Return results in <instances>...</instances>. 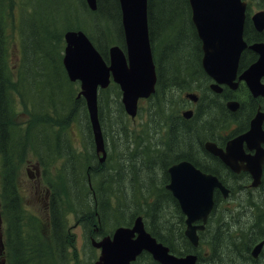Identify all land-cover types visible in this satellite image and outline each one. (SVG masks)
<instances>
[{
  "label": "trees",
  "instance_id": "obj_1",
  "mask_svg": "<svg viewBox=\"0 0 264 264\" xmlns=\"http://www.w3.org/2000/svg\"><path fill=\"white\" fill-rule=\"evenodd\" d=\"M27 1L33 3L35 14L27 15L21 20V23L28 24V33H25L23 29L21 30L22 59L20 69L17 71L15 80L10 81L6 67L5 22L12 6L19 1L0 0V155L2 156L3 174L0 199L3 202L2 214L7 219L6 248L11 259L9 264H68L70 258L65 238L64 205H68L78 217H83L85 212H93L92 215L85 216L89 219L84 226L85 232L93 237L106 235L115 227L129 225L137 214L133 206L130 207L132 208L130 211L127 210V213L124 211L127 208L120 207L118 202L114 203L118 200V194L120 193L118 186L129 182L126 185L131 187L129 193V195L132 193L129 199V202H131L139 193L143 195L142 190L134 186V177L140 178L142 175L150 177L153 167L149 165L150 154L144 160L141 159L138 163L135 162L134 165L137 168L132 165V159H136L138 156L135 153L136 143H134L131 133L127 132L126 126H123L125 113L119 101V93L118 98L112 100H106L102 93L99 94L98 116L106 146L113 142L118 134L124 141V150L129 151L131 154L125 156L123 151L119 152L117 160L111 167H108V163L112 159L109 158V154H107L104 163H98L85 102L83 98H77V84L69 82L63 70L62 55L61 50H59L62 46V34L59 33L60 31H56L52 23L54 18L56 20L62 18L68 22L64 28L74 29L71 27H73V24H77L80 27L77 29L83 30L100 55L107 59V47L104 45L110 38L109 32L117 40L116 44H122L118 1L96 0L97 9L95 12L88 10L84 0H75L74 7L68 5V0ZM77 9H79V12L76 16L74 12ZM147 18L158 77L155 93L152 97H156L161 93L162 97H166L164 100L169 102L168 96L175 89H188L190 81L205 80L200 69V44L190 22L187 0H147ZM262 36L255 33L251 21L250 23L246 22L244 39L247 43L262 40ZM160 41L162 42L158 44ZM157 44L160 48L159 52L155 49ZM245 53L241 57L240 68L248 64L253 58L251 53ZM72 85L75 90L68 89ZM11 91L20 96L24 106L31 108V119L25 124V127H21L14 121ZM261 107L264 109V105ZM202 110L209 116H212L213 111L220 112L218 107L211 108V106H206ZM82 111L84 112L85 139L82 147L78 148L70 140L67 130L70 122L76 121L74 116ZM251 111L252 106L248 105L245 109L246 118ZM109 114L114 116L120 129L110 127ZM245 117L243 120H245ZM194 120L195 118L171 120L169 126H166L168 139L169 135L170 137L173 136V141L171 139L170 144H173L172 149L174 151L182 145L190 144L192 137H195L194 134L198 136V133L204 132H201L200 125L195 123ZM222 123L223 121L219 120L211 128L219 127ZM205 124L207 125V123ZM171 125L172 127H170ZM173 130L179 131V135L181 134L179 141H174L175 133H173ZM207 137H209V133ZM26 148H31L43 167L59 164L57 175L62 184L63 197L61 191L52 194L50 204L51 249L55 256L53 262L47 261L40 239L33 235V229L30 226L31 221L25 218L18 194L16 176L12 172L11 158H15ZM199 149L203 152L200 145ZM153 152L158 154L160 151L155 149ZM205 157L213 161L206 154ZM145 159L146 164L144 163ZM185 159L191 161L202 171L212 173L222 181L228 182L220 172L207 166L203 160L197 161L191 157ZM177 161L180 160L174 158L172 163ZM82 166L85 174H82V169H80ZM142 169L147 171H141ZM166 169L167 166L164 167L165 176L161 191L172 202L179 217V222L175 226L176 237L168 236L171 225L168 224L166 218L165 220L162 218L166 210L160 207L161 202L158 201V195L151 194V192L146 194V197H152L149 204H147L146 210L148 213L144 215L148 219V222L145 219L146 229L158 242L167 246L170 252L177 256L197 252L198 249H193L184 238L183 216L179 212L176 202L163 188V184L167 182ZM228 175L230 176V174ZM131 179L132 181H130ZM112 186H115V188L111 190ZM81 222L84 224L83 220ZM155 225L159 227H155ZM107 226H111V228L107 229ZM209 227H211L210 223L207 229ZM214 238L215 245L221 237L218 233ZM175 242L178 246H175ZM201 243H204L203 239ZM140 262L141 264H157L146 253L142 254L135 264H140Z\"/></svg>",
  "mask_w": 264,
  "mask_h": 264
},
{
  "label": "water",
  "instance_id": "obj_2",
  "mask_svg": "<svg viewBox=\"0 0 264 264\" xmlns=\"http://www.w3.org/2000/svg\"><path fill=\"white\" fill-rule=\"evenodd\" d=\"M91 11L96 10V0H85ZM121 22L124 29L127 59L117 47L109 49L110 66H106L86 35L69 31L64 34L63 66L71 82L78 81L81 96L84 97L88 118L93 135L96 153H101L99 162L106 157L102 132L97 115V89L106 88L110 75L120 85L121 103L124 111L134 117L139 98H147L154 92L156 82L152 55L147 39V0H118ZM191 10V22L197 37L201 41V65L204 72L214 80V92L220 93V84L236 89L238 81H244L253 97H264V42L246 46L243 40L244 11L246 4L240 0H188ZM251 21L256 32L264 31V12H256ZM258 56L257 60L245 69L239 77V60L244 49ZM231 111L238 108L236 102L227 103ZM188 117V112L182 114ZM264 113L257 112L250 121L249 130L227 144L226 152L217 149L214 144L206 143L205 149L220 158L233 172L249 171L254 180L259 179L264 152L259 144L264 141L262 124ZM255 149L256 154L250 160L242 157V144ZM246 161V166L238 164ZM169 182L165 189L176 200L181 213L185 216L184 237L192 247L198 246L197 231L204 230L209 213L213 209V192L220 189L226 197L225 189L212 174L202 173L189 161L183 160L167 170ZM257 185V182L254 183ZM201 224L195 225V222ZM100 250L94 264H130L143 252L151 255L158 264H196L194 254L175 256L169 249L157 242L142 224L141 217L134 219L132 227H119L113 236L105 237L95 244ZM260 246L254 249L258 254Z\"/></svg>",
  "mask_w": 264,
  "mask_h": 264
},
{
  "label": "rangeland",
  "instance_id": "obj_3",
  "mask_svg": "<svg viewBox=\"0 0 264 264\" xmlns=\"http://www.w3.org/2000/svg\"><path fill=\"white\" fill-rule=\"evenodd\" d=\"M36 2V0H34ZM248 5V12L253 13L257 10H264V0H245ZM69 6H75V0L67 1ZM22 12L25 15H33L34 10L33 6L29 1L20 0L19 4H15L12 6L10 14L6 17L5 22V36H6V59H7V75L9 79L13 80L16 75V71L20 69V60L22 59V49H21V30L23 29L25 33H28V24L22 25L20 23V17H22ZM53 25L56 28V31H60L61 33L64 30V27L67 25V21H64L62 18L55 19L52 21ZM71 28H80L78 25L73 26ZM70 29V28H68ZM66 29L64 32H66ZM64 44V43H63ZM111 44L108 45L110 47ZM62 49V46L59 50ZM193 87V84L190 88ZM189 88V89H190ZM69 90H75V87L72 85L68 87ZM177 91V92H176ZM182 92L179 91V88L175 89L169 96L168 101H165L161 94L156 97H151L147 100H142L138 103L139 109L136 117L131 119L127 117L123 118V126H126L127 132H130L133 138L135 146V153L138 155L137 157H146L148 154L152 152V143L155 145L163 144L168 142V137L166 132L168 131L166 126L169 125L171 120H178L177 116L180 115L184 110L182 109L183 99ZM116 89L112 86H109L105 89L104 96L106 99L112 100L116 98ZM177 98V99H176ZM177 103V104H176ZM11 105L12 109L15 112V122L23 126L25 123L30 121V113L27 109H25L19 100V97L16 93L12 92L11 94ZM83 116V117H82ZM76 121L70 122L68 125V136L72 143L76 145V147L81 148L84 142V112H78L75 116ZM196 117L194 121L199 124L201 127V132L205 131L212 126H214L219 121V116H207V117ZM209 119V120H208ZM109 125L115 129H120L118 125H116V121L114 116L109 114L108 116ZM211 120V121H210ZM198 121V122H197ZM204 121V122H203ZM205 123H208L207 125ZM205 125V126H204ZM159 134V135H158ZM201 139H205L206 134H199ZM118 136L107 145V153L109 154V158H112L108 167L114 165V162L117 160V155L119 152L123 151L125 156L131 154L129 151H124L123 148V139ZM121 140V141H120ZM151 140V141H150ZM158 140V141H157ZM197 140V139H196ZM143 142V143H142ZM156 142V143H155ZM158 142V143H157ZM158 144V145H159ZM155 147V146H154ZM180 149V148H179ZM205 155V154H204ZM197 161H200L201 158H194ZM38 160L35 155L27 149L26 152L19 157L11 158L12 164V172H14L16 176V180L18 181L17 188L20 196L21 207L24 210L25 218L31 221L30 226L33 229V235L40 239L42 243V249L46 254L47 261L53 262L55 260V256L52 253L51 249V235H52V223L51 216L47 211V208H43V195L44 191L48 190L53 194L59 193L61 191V196L63 197V188L60 182V179L57 175V167L58 163L51 165L46 168H39ZM144 160V159H142ZM140 160L132 159V165L135 162H139ZM146 159L144 163L146 164ZM2 159L0 157V178L2 174L1 170ZM134 167L137 168L136 165ZM36 168L38 169V174ZM82 174H85V170L82 166ZM107 170V168H106ZM141 171L146 172L147 170L142 169ZM161 170L157 167L151 171L150 177H148L147 185H137L135 183V187L141 188L143 195L139 193L131 202L129 191L131 187L126 184L119 185L118 189L120 193L118 194V200L114 203L118 202L119 206L124 209L125 212L127 210H131V206L134 207V211L139 213L138 216H142L143 219H148L144 216L148 211L146 210L147 204L151 201L150 198L146 197V192H144V188L147 186L149 188V192L151 194H157L159 200L161 202L160 207L166 210V213H163V219L165 218L168 221V224L171 225V229L168 232L173 238L176 237L175 226L179 222V217L176 212L175 207L172 202L168 199V197L162 193L161 184L164 180V174L160 172ZM143 173V172H142ZM160 175H158V174ZM134 177V179H141ZM150 178V179H149ZM159 180V181H158ZM160 182V183H159ZM159 183V184H158ZM158 185V186H157ZM228 185L233 191V195L225 200L220 201L218 205L215 207V213L213 217L212 227H221L217 231L215 228H210L204 234L205 243L201 246L199 250V257L203 258L206 261L216 260L217 257L223 262L226 257L227 250L226 248L221 249L219 246H216L215 251L211 250V244L214 243L213 238L218 234L222 237L223 233V225L219 224H239L244 223L243 218L244 214L248 212L249 209L254 208L255 204H258V192L251 191L249 189L244 188V184L238 180L229 181ZM115 186L111 187V190L114 189ZM129 192V193H128ZM128 193V194H127ZM127 195V196H126ZM126 200V202H125ZM245 201V202H244ZM127 204V206H126ZM129 204V205H128ZM165 205V206H164ZM48 206V205H47ZM0 207L2 204L0 202ZM64 216H65V238L67 241V248L69 251V262L68 264H90L91 257H96L98 252L94 250L93 252L86 246V241L92 238V236L88 233L85 234L81 225L78 222V218L75 213L68 207V205H64ZM129 210V211H130ZM92 215V214H90ZM89 216V215H88ZM145 217V218H144ZM83 220V219H82ZM85 221H89L86 217ZM0 222L1 227L0 230L3 235V245L4 249H2V259L4 260V264L10 263V257L5 249V220L1 216L0 213ZM166 223V222H165ZM215 234V235H214ZM212 236V237H211ZM212 239H211V238ZM91 240H97L96 237ZM175 246H178L177 242H175ZM213 247V245H212ZM217 250V251H216ZM223 250V251H222ZM198 264H205L201 262V260L197 261ZM141 264V262H140ZM197 264V263H196ZM223 264V263H220Z\"/></svg>",
  "mask_w": 264,
  "mask_h": 264
},
{
  "label": "flooded vegetation",
  "instance_id": "obj_4",
  "mask_svg": "<svg viewBox=\"0 0 264 264\" xmlns=\"http://www.w3.org/2000/svg\"><path fill=\"white\" fill-rule=\"evenodd\" d=\"M246 20L248 21L247 14H246ZM120 28H121V36H122V41H123V32H122L121 25H120ZM211 84H212V81L207 78H205V80L203 81H196V86H195L196 89L192 93L197 96L198 98L197 101L192 102L188 98L185 97L182 107L186 108L187 110H191L192 114L190 118L191 117L194 118L195 116H199L202 114L204 117L209 116L202 110L204 107L212 106L216 108L220 105L218 107V110L220 111L222 108L221 112L217 113L216 111L214 112L213 115H218L219 120H222L223 123L219 127L207 129L209 131V137H207L208 139L205 137V141L212 142L217 147L221 148L222 150H225L226 144L229 140L242 134L243 132L247 130V122H246V117H245V109L247 107V104L249 102H252L253 105L256 106L257 102L263 101V100H261L260 98L250 99L247 88L245 89V87L242 85H240L235 90H231L228 87H222L221 93L216 94L212 92L210 88ZM229 100H234L239 103V108L236 112H231L230 110H228L226 102ZM244 117H245V126L244 128H241L239 119H243ZM183 120H188V119H183ZM169 138H170V135H169ZM199 145L201 146V140L198 136H195L190 144L182 145L181 147H178V149H176L175 151L174 149H172V151L177 152L176 153L177 156L175 158L179 160H187L185 159L187 157L201 158V160H203L207 164V166L220 172L221 175L228 182L235 181V179L240 180L241 182L244 183V188L251 189L252 191L258 192V201L260 204L264 205V163L262 166V172H261V176L259 179V185L256 188H252L251 187L252 177L247 171H240L239 173H233L217 157L206 152L203 147H202L203 152H201L199 149ZM262 147L264 148V144ZM184 149H187L188 151L187 156L181 155V152ZM243 152H244V155L246 156H252L254 154V151L248 150L245 144H243ZM204 154L212 158L213 161L206 158ZM171 164H172V161L168 163L166 166L168 167ZM227 173L230 174L232 178ZM229 190L231 193H233L232 189H229ZM216 195L217 196L215 200H217L216 202L217 204L219 203L220 200L224 201V199L221 197L219 192H217ZM48 200H49V193L48 191L45 190L44 197H43L44 206H46V203L48 202ZM262 211H264L263 208L262 210H259L258 208L249 209L248 212L244 214V218L246 216L247 217L245 219L244 218L242 219L244 223L230 224L227 231H223L224 235L220 238V240L226 241L225 248L227 250V254L223 262L220 260L219 257H217L216 260H211V261H206L202 258L201 262H204L205 264H220V263H223V264H264V221L261 224L260 230H257L254 228L255 226L254 222L258 219L259 216L262 215ZM251 219L254 222H252ZM247 221H249V223ZM204 234H205V230L202 232H198V237H199L200 242L202 241V237ZM260 243H262V250L260 254L255 258L252 255V248ZM197 254L199 255V252H197ZM0 264H1V261H0Z\"/></svg>",
  "mask_w": 264,
  "mask_h": 264
},
{
  "label": "bare ground",
  "instance_id": "obj_5",
  "mask_svg": "<svg viewBox=\"0 0 264 264\" xmlns=\"http://www.w3.org/2000/svg\"><path fill=\"white\" fill-rule=\"evenodd\" d=\"M180 10V9H179ZM157 27V26H156ZM155 30V29H154ZM153 33V32H152ZM36 38V37H35ZM147 39L149 40L150 39V37H149V33L147 34ZM188 41V40H187ZM191 43V42H190ZM195 44V43H194ZM169 47V46H168ZM181 47V46H180ZM193 48V47H192ZM185 49V48H184ZM185 53V52H184ZM183 54V53H182ZM167 59V58H166ZM182 62V61H181ZM53 68V67H52ZM183 68V67H182ZM191 68V67H190ZM180 69V68H179ZM174 71V69L172 70V72ZM182 71V70H181ZM176 73V72H175ZM181 73V72H180ZM170 74H171V72H170ZM179 75V74H178ZM182 75V74H181ZM168 76V75H167ZM174 77V76H173ZM182 77V76H181ZM186 76H184V78H185ZM190 77V76H189ZM186 79H187V77H186ZM199 79V78H198ZM197 79V80H198ZM162 81V80H161ZM186 81V80H185ZM182 82H183V80H182ZM168 83V82H167ZM166 83V84H167ZM181 85V84H180ZM174 86V85H173ZM179 86V85H178ZM166 88V87H165ZM81 88L80 87H78V92H77V98H81ZM162 91V90H161ZM177 92V91H176ZM168 96V95H167ZM72 98V97H71ZM177 99V98H176ZM177 104V103H176ZM217 106H218V104H217ZM220 106V105H219ZM218 106V107H219ZM211 108H214V107H212L211 106ZM205 110V109H204ZM213 110V109H212ZM215 110V109H214ZM221 110H222V108H221ZM221 110H220V112H221ZM217 111V110H216ZM213 112H215V111H213ZM225 112V111H224ZM202 113V112H201ZM218 113V112H217ZM126 114V113H125ZM207 114V113H206ZM214 113H212V116H218V115H213ZM127 115V114H126ZM203 115V114H202ZM209 115V114H208ZM83 117V116H82ZM201 118V117H200ZM200 118H199V120L198 121H200ZM86 120V119H85ZM188 120H190V119H188ZM197 120V119H196ZM196 120H194V121H196ZM209 120V119H208ZM176 121V120H175ZM197 121V122H198ZM211 121V120H210ZM98 122H99V124H100V119H99V116H98ZM201 122V121H200ZM204 122V121H203ZM202 123V122H201ZM176 124V123H175ZM179 124V123H178ZM208 124V123H207ZM106 125V124H105ZM116 125H117V123H116ZM121 125V124H120ZM199 125V124H198ZM169 126V125H168ZM205 126V125H204ZM170 127H172V125L170 126ZM177 127V126H176ZM185 127V126H184ZM181 128V127H180ZM217 130V129H216ZM184 131V130H183ZM193 131V130H192ZM179 132V131H178ZM176 130H173V133H175L174 134V141L175 140H177V141H179L180 140V136H181V134L179 135V133H178ZM185 132V131H184ZM194 133H196V132H194ZM211 133V132H210ZM193 134V133H192ZM159 135V134H158ZM194 136H197L196 134H194ZM172 137L173 136H171L169 139H168V143L166 144V145H161V144H159L158 142V144L156 145H154L153 143H152V145H151V147H152V152H151V154H150V157H149V159H150V162H149V165H151V167H153L152 168V170H154V168L155 167H157V168H159L161 171L160 172H162L163 174H164V167L168 164V163H170L176 156H177V154H175L173 151H172V147H173V144H170L172 141H173V139H172ZM189 137V136H188ZM198 137L200 138V136H199V133H198ZM39 138V137H38ZM193 138L194 137H192V140H193ZM213 138V137H212ZM130 139V138H129ZM171 139H172V141H171ZM179 139V140H178ZM208 139V138H207ZM122 140V139H121ZM120 140V141H121ZM191 140V141H192ZM200 140H202L201 138H200ZM151 141V140H150ZM158 141V140H157ZM143 143V142H142ZM156 143V142H155ZM155 146V147H154ZM155 149H158L160 152L158 153V154H154V150ZM125 151V150H124ZM181 155L182 156H187L188 155V151H187V149H184L182 152H181ZM160 157H162V159H160ZM130 158V157H129ZM137 159L138 160H141V159H144V157H137ZM128 161V160H127ZM187 161H189V160H187ZM178 162V161H177ZM190 163H192L191 161H189ZM176 162H174V163H172L170 166H172L173 164H175ZM193 164V163H192ZM170 166H168L167 167V169H166V174H167V170H168V168L170 167ZM143 167V166H142ZM145 167V166H144ZM148 167H150V166H148ZM71 168V167H70ZM197 169L198 170H202V169H200L199 167H197ZM116 170V169H115ZM145 174V173H144ZM147 174V173H146ZM158 174V173H157ZM153 175V174H152ZM151 175V176H152ZM158 175H160V174H158ZM132 176V175H131ZM143 176V175H142ZM165 176V175H164ZM125 177V176H124ZM126 179L128 180V178L126 177ZM147 180H148V177L147 176H144V177H142L141 179H135L134 180V185H135V183L137 184V185H144V184H146L147 185ZM219 180H220V183H221V185L223 186V187H225V188H228V189H231L230 188V186L228 185V182H224V181H222L220 178H219ZM126 181V180H125ZM130 181H132V179L130 180ZM159 181V180H158ZM128 182V181H127ZM69 183V182H68ZM120 183H121V181H120ZM123 183V182H122ZM125 183V182H124ZM129 183V182H128ZM128 183H126L127 185H128ZM130 183H132V182H130ZM132 183V184H133ZM160 183V182H159ZM158 183V184H159ZM165 184H166V182L163 184V188H164V186H165ZM158 186V185H157ZM161 186H162V184H161ZM141 189V188H140ZM143 190V189H142ZM144 192H146V194H148V192H149V189H148V187L146 186L145 188H144ZM165 190V189H164ZM129 192H131V191H129ZM128 192V193H129ZM127 193V194H128ZM132 194V193H131ZM130 194V195H131ZM143 194V193H142ZM129 195V196H130ZM127 196V195H126ZM132 197V196H131ZM132 200V199H131ZM129 201V200H128ZM221 201V200H220ZM219 201V202H220ZM125 202H126V200H125ZM217 202V200H215V206H217L218 204L216 203ZM245 202V201H244ZM129 205V204H128ZM126 206H127V204H126ZM165 206V205H164ZM254 208H258L259 210H262V208L264 209V205H262V204H260V203H258V204H255L254 205ZM132 209V208H131ZM134 209V208H133ZM130 210V209H129ZM100 211V210H99ZM125 211V210H124ZM127 212V211H126ZM128 213V212H127ZM246 214V213H245ZM247 217V216H246ZM245 217V218H246ZM249 217V216H248ZM251 217V216H250ZM254 217V216H253ZM252 217V218H253ZM244 218V219H245ZM248 219V218H247ZM254 220V219H253ZM141 221H142V224L145 226V225H147L146 224V220H144L143 219V217L141 216ZM251 221H252V219H251ZM263 221H264V211H262V215L261 216H259L258 217V219L254 222V221H252V222H254V228L255 229H257V230H260V227H261V224L263 223ZM248 223H249V221H247ZM109 224V223H108ZM252 225V224H251ZM155 227H159V226H157V225H155ZM107 229H110L111 228V226H107L106 227ZM158 230V229H157ZM156 230V231H157ZM219 233V232H218ZM156 234V233H155ZM215 235V234H214ZM216 235H217V233H216ZM168 236H170V235H168ZM212 237V236H211ZM210 237V238H211ZM215 237V236H214ZM217 238V237H216ZM212 239V238H211ZM215 239V238H214ZM97 243V241H95V242H92V243H86V246L90 249V251L91 252H93L94 250H96V247H95V244ZM212 244V243H211ZM215 245H217V246H219L221 249H224L225 248V245H226V241L225 240H219L218 242H217V244H215ZM213 246V248H214V250H215V248H216V246ZM217 251V250H216ZM223 251V250H222ZM189 254H194V255H196V257H197V260H196V263H197V261L198 260H201V257H199V255L197 254V252H192V253H189ZM149 264V263H148Z\"/></svg>",
  "mask_w": 264,
  "mask_h": 264
}]
</instances>
